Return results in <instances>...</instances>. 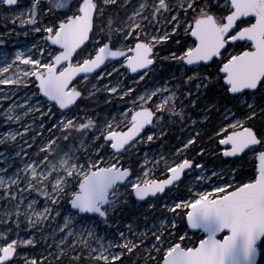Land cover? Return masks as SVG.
<instances>
[{
	"label": "snow or ice",
	"instance_id": "obj_1",
	"mask_svg": "<svg viewBox=\"0 0 264 264\" xmlns=\"http://www.w3.org/2000/svg\"><path fill=\"white\" fill-rule=\"evenodd\" d=\"M16 3L17 0H0V5L9 7ZM114 3L115 0H48L44 5L41 0H33L27 9L28 16L20 14V23L45 33L44 45L32 46L40 55L37 57L29 49H17L14 55L2 54L0 85H16L10 89L14 95L24 85L28 113L55 115L54 127L65 130L61 132L65 139L73 130L93 129L100 133L93 139L103 142L93 145L83 155L65 151L58 160H53L49 153L55 149L49 138L41 147L42 157L33 158L25 153L28 159L21 160L22 167L11 172L0 168V200L6 199L12 205L11 209L0 211V224L7 225L0 229V264H19L20 246L36 243L31 234H26L28 238L20 235L24 222L30 228H38L49 219H56L51 216L53 211L57 217L66 212L63 225L59 226L65 232L60 242L78 236L87 245L85 235L96 237V225L111 220L110 211L119 203L121 188H131L132 194L144 201L164 192L165 186L177 181L185 170L201 167L183 157L166 165L170 176L150 179L152 172L147 167V159L141 168L143 177L137 175L134 166H125V153L142 138L140 134L145 126L161 121L165 111L176 113L177 100L184 99L176 91L181 87L178 82L175 85L166 82L143 94L133 93L131 88L117 93L119 84L108 87L107 91L119 95L133 93L132 109L124 113L127 124L106 120L101 130L91 117L79 115L78 98L82 97V91L77 81L81 75L85 81L90 77L111 76L112 72L106 71L111 63L112 71L117 66H126L125 72L130 71L143 80L155 67L159 49H168L165 42H170L175 50H168L165 58L177 61L186 69L189 87L193 82L198 92L201 88L214 87L221 97L238 103L242 97H255L257 93L264 100V0H177L176 5L172 0H141L127 17L130 23L117 29L121 36L115 40L111 18L107 26L104 23L108 6ZM42 13L51 17L44 20V27L38 26ZM161 17L169 28L161 30L154 26L153 21L159 24ZM145 20L148 24L143 23ZM149 25H152L151 31H148ZM181 30L185 34L183 42L171 35L179 36ZM188 72L192 75H187ZM188 97L191 103H196L191 100L190 91ZM243 103L249 111L239 115L232 108L223 107L224 119L218 125L216 136L219 141L216 150L241 163L231 169L230 178L213 171L215 180L210 191H198L188 200L173 201L169 207L173 216L162 220L152 233L156 242L153 244L155 257L150 254L149 262L256 264L257 256L264 249V123L259 126L252 123L258 115L255 100ZM15 107L10 104L3 114L5 123L20 119L13 111ZM184 115L181 108L182 120ZM260 115L264 116V108ZM19 134L9 130L0 135V143L5 138L14 140ZM153 138L154 133L149 129L147 139ZM195 139L190 138L188 144H193ZM85 144L82 140L81 145ZM40 197L44 198L42 204ZM182 218H186L191 229L205 234L198 243L187 241V233L179 235L176 224ZM168 225L175 231H168ZM138 235L145 237L147 232L134 231V225L129 224L127 234L120 231L118 239L108 241L107 247L101 243L99 248L90 249L89 254L94 252L96 259L105 264L111 261L123 264L124 249L132 252L138 244H143V239H136ZM60 251L63 254L64 249ZM39 259L24 252V264H38Z\"/></svg>",
	"mask_w": 264,
	"mask_h": 264
},
{
	"label": "rangeland",
	"instance_id": "obj_2",
	"mask_svg": "<svg viewBox=\"0 0 264 264\" xmlns=\"http://www.w3.org/2000/svg\"><path fill=\"white\" fill-rule=\"evenodd\" d=\"M32 2L33 0H17V3L11 8L0 5V16L4 17L5 21L2 25H0V40L4 41L3 44H0V62L3 61V53L14 55L17 49L21 51L29 49L37 57L40 55L39 52L32 46H43L44 40L42 39V36H44L45 33L33 31L29 25L20 23V14L23 13V16L26 18L28 16L27 9L30 7ZM41 2L44 5L48 4V0H41ZM118 2L120 3V6L123 7L124 12L122 13L121 21L114 27L113 31L115 33L114 36L120 37L121 33L117 31V29L130 23L127 17L131 15V12L136 7H138L141 0H115L116 4ZM172 2L176 5L177 0H172ZM45 19H51V17L47 13H42L40 19L38 20V26L44 27ZM164 19V17H161V22L159 24H156L155 21H153L154 26L161 30L169 28L170 25L165 24ZM168 19L170 20L171 17H168ZM133 20H135V17H133ZM143 23L148 24V21L145 20ZM186 26L187 25H185V27ZM151 30L152 25H149L148 31ZM183 34V30L180 31L179 36H176L175 33H171V35L177 40ZM165 43L169 44V46L173 45L170 42ZM161 50L163 51V55L159 56L155 67L152 68L143 80L139 79L137 76L134 78L130 77L128 72H125L124 68L121 66H117V70L112 71V64L109 63V67L106 71L112 72L111 76L105 75L99 79L90 77L88 81L81 79L77 84L78 88L83 92V98H91L93 101L91 103L99 102L102 105L111 103L114 105L112 117L103 118L100 121L101 126L98 129L101 130L103 129L104 122L106 120L111 121L115 119L121 124H127V121L124 120V113L132 109L131 101L133 99V93L143 94L144 91L151 90L155 87H161L166 82L173 85L178 82L181 85V87L176 89V91L179 94H182L184 99L183 101L177 100L176 113L173 114L165 111L163 113L164 118L156 124H153L150 128V132L154 133V138L152 140L147 139V130L142 137V140L138 142L142 143L141 148H146V150L138 152L140 147L137 143L125 153L126 163L125 161H122V163H125V166H134L137 175L143 177L144 173L141 171V168L145 167L144 161L147 159L149 161L147 167L152 172V175L148 177L150 179L153 178L156 172V165L159 166L163 163L169 164L173 161L172 159L178 158V156V159H181L187 154V151L192 147V144H188V140L199 134L197 130L199 123H204V117L202 114L198 116V119L196 116H191V119L188 121L185 115L183 120L180 118L179 112L181 108L184 112L189 99V82L187 81V76L185 75L186 69L181 67L177 61L172 60L171 58H165L168 55L164 52L166 49L160 48V51ZM21 66L23 67V65ZM162 69H166L164 77L162 79H155L158 75L155 70L159 71ZM187 75H192V73L188 72ZM178 79L182 80L178 81ZM116 84H119L117 93L126 91L128 88L133 89V93L119 95L117 93L107 91L108 87ZM93 85H95V87H93ZM24 87V85H21V90L14 95L10 89L16 88V85H0V97H8L7 99L0 98V135L9 130L20 133L19 135H16L14 140L11 138H5L4 142L0 143V168H4L8 172H11L17 167H22L21 160L28 159V156L24 155L25 153L33 158L37 155L42 157L44 152L41 150V147L49 140V138L52 139V146L55 149L53 152L49 153V156L53 160H58L65 151H72L78 156L83 155V153L91 149L93 145L101 143L100 140L93 139V137H98L100 135L98 131L93 129H89L87 132H84L83 130H73L68 135V138L65 139L61 135V132H64L65 130L63 128L54 127V124L57 122V117L55 115H50L47 112H45V115L43 116H41L39 112L28 113L27 106L24 104L25 94L22 90ZM190 87L192 88V95H198L201 97V90L203 88H201L198 92L194 82L191 83ZM244 100H247L248 103H252L253 100H255V97H242L241 101L239 103L237 102L239 107H242L241 111L248 109V107L243 103ZM10 104L16 105L13 111L20 116V119H13L10 122L5 123L6 117L3 114L8 110ZM149 104H151V102H149ZM119 107L120 115L118 110ZM153 107L159 113L160 110L156 108L155 105H153ZM262 108H264V106H262ZM260 110L261 109L256 108L257 113H260ZM196 113H201V111L197 110ZM79 115L81 117H85L80 113ZM96 118L97 113L92 117V119L95 120ZM223 119L224 117L222 113H220L219 119H217V124L219 125ZM193 121H195V123H193ZM218 125L215 135L218 134ZM168 134L175 135L176 140L182 143L179 147V153L176 152L177 157L175 155H164L163 147L158 148L157 154H154L152 150H148V143H153V141L157 139L159 140L164 138L167 141ZM180 134L182 135L180 136ZM82 140L86 142L83 146L81 145ZM186 144L188 146L186 148L183 147V145ZM18 153L20 154L19 156L17 155ZM139 153L141 154L140 164H132V160L129 158L132 157L133 161L136 159L138 160V155H140ZM229 169V166L221 168L219 166L211 165L205 166V168L201 171L193 170L188 173L184 181V185L187 187L188 191L187 194H177L170 190L161 197L147 200L146 202L139 204L134 201L131 203V188H128L127 190L121 188L118 195L119 203L110 211L111 220L107 224L99 223L96 225V237H88L85 235L84 239L86 240L87 245L85 243H81L80 237L78 236L65 239L64 243L60 242V237L64 236L65 232L60 230L59 226L63 225V217L67 214L66 212H62V214L57 217L56 212L53 211L51 216L56 217V219H49L48 221L42 223L38 228H30L27 222H24L20 229V235L23 238H28L26 234H31L35 238L36 243L33 245L20 246L22 249L21 255L17 257L19 264H24V252L40 258L38 264H55V262H59L58 264H105L104 261H98L96 259L94 252L90 256V249L99 248L101 243L107 247L108 241L119 238L120 231H124L127 234L129 224L134 225V231L138 229L139 232H147V235L145 237H141L139 235L136 237L137 240L143 239V244H138L137 249H133L132 252H128L127 249H124V255L121 257L123 264H154V260L152 262L148 261L150 254L155 257L153 244L156 242L153 239L152 233L156 231V228L160 227L162 220L166 221L169 217L173 216V213L169 211V207L173 201L179 202L181 199L188 200L198 191H210V185L212 181L215 180V177L212 176V172L215 171L221 177L230 178L231 171ZM198 177L206 178L198 179ZM32 195L35 196L36 193H33ZM211 195L214 196L216 193H211ZM43 200L44 198L40 197L41 204L43 203ZM11 207L12 205L8 200H0V211H3L4 209H11ZM6 226V223L0 224V229H3ZM13 227H15V225H13ZM176 229L179 230V235L187 233L186 240L189 241V234L191 233H189L186 228L181 227V221L177 222ZM167 230L175 231V229H173L170 225L167 226ZM164 234L167 235L166 232ZM199 235L203 238L202 234L198 233L197 236ZM73 240H75L76 243H73ZM61 248L64 249L63 254L60 251ZM109 250L113 251L115 249ZM110 264H116V262L111 261ZM256 264H264V249L261 250Z\"/></svg>",
	"mask_w": 264,
	"mask_h": 264
},
{
	"label": "trees",
	"instance_id": "obj_3",
	"mask_svg": "<svg viewBox=\"0 0 264 264\" xmlns=\"http://www.w3.org/2000/svg\"><path fill=\"white\" fill-rule=\"evenodd\" d=\"M213 2H215V0H213ZM6 7V6H5ZM0 11H1V6H0ZM124 12L123 7L120 6V3L118 2L117 4L114 3L113 5H109L108 6V10L106 12V17L104 20L105 25L107 26L108 24V18L110 17L112 20V30L114 29V27L121 21V16L122 13ZM4 17L0 16V25H2L4 23ZM107 31V28L105 29ZM114 31H113V36L112 39L117 38L118 36H114ZM185 36V34L181 35L179 37L178 40L182 41V38ZM183 42V41H182ZM168 50H175V46L168 44V49H166L165 54H168ZM160 51V49H159ZM163 55V51L161 50L159 52V56ZM166 65V64H164ZM163 65V67H164ZM166 68V66H165ZM157 72V76L155 79L157 78H163L166 69H162V70H155ZM154 74V73H153ZM79 83V81L77 82V84ZM189 91L192 93V88L189 87ZM201 97H199L198 95H192L191 100H195L196 103L193 104L190 102V100L188 99L187 101V105L184 109V114L186 116L187 121L191 119V116L193 117H197V119L199 118L198 116H200V114H203L204 116H207V119L204 123H199V126L197 128L199 134H197L195 136V140L193 142L192 147L193 148H197L199 145L203 146L204 148V152L199 155L196 156L195 155V150H192L191 152H188V157L190 156H195V161L199 162L203 161L205 162L206 166H219L221 168H223L224 166H229L230 167V171L233 167H236L239 165L240 161L235 160L233 161V163L229 164V163H225L222 161V159H220L217 155H216V143L215 140L217 138L214 137L215 132H213V129L217 130V125L215 124V121L217 120V115L223 111V107L227 106L233 109L234 112H236L237 114H240L241 112H248L249 109H246L245 111H241L242 107H239V105L237 104L236 101H232V100H228L226 98L221 97L218 94V90H216L214 87H209V88H203L201 90ZM93 102L92 99L90 98H83V92H82V97L79 99V103H80V107L78 109L79 113L81 115L87 116V117H93L96 113H97V120L96 121V127L100 128L101 124L100 121L104 118H110L112 117L113 114V110H114V105L109 103V104H101L99 102L96 103H91ZM255 102L258 105V109H261L262 106H264V100L261 99V93H257L255 95ZM237 109L239 111H237ZM197 110H200L201 113H196ZM252 123L256 124L257 126H259L261 123H264V116L260 115V113H258L257 117H255L252 121ZM173 135L168 134L167 137H172ZM100 142L102 143L103 140L100 139ZM208 148V150H206ZM216 158V159H214ZM130 160H132V164H136L135 161H133V158H129ZM238 164V165H237ZM172 191H174L177 194H187V187L185 185H179L176 188H173ZM131 203H133V200L130 198ZM185 218H182L181 220V227L182 228H186L185 226V222H184ZM190 235V239L189 241L194 242V243H198L199 239L201 238V235L197 236V234H189ZM53 260V259H52ZM64 262V261H63ZM71 262V261H70ZM73 262V261H72ZM59 262H55V264H58Z\"/></svg>",
	"mask_w": 264,
	"mask_h": 264
},
{
	"label": "flooded vegetation",
	"instance_id": "obj_4",
	"mask_svg": "<svg viewBox=\"0 0 264 264\" xmlns=\"http://www.w3.org/2000/svg\"><path fill=\"white\" fill-rule=\"evenodd\" d=\"M152 70V69H151ZM130 76V75H129ZM130 77H136V75L135 76H130ZM160 79H162V78H160ZM182 79H178V81H181ZM80 81V80H79ZM78 82V81H77ZM160 82H162V81H160ZM119 105H120V102H119ZM119 115H120V107H119ZM223 112V111H222ZM222 112H220V113H222ZM219 113V114H220ZM219 114L217 115V119H219ZM203 115V114H202ZM203 117H205L204 115H203ZM206 121V119H204V122ZM217 121L218 120H216L215 121V124L216 125H218L217 124ZM202 124V123H201ZM152 127V125H150L149 127H147L146 129H145V131L144 132H142V135H141V137H143L144 136V134L147 132V130H149L150 128ZM170 128H173V127H170ZM123 130H127V128H124ZM172 135V134H171ZM182 134H180V136H181ZM216 136L217 135H215L214 134V137L216 138ZM142 140V138L141 139H138L137 141H136V144L138 143V142H140ZM215 143H216V146L218 145V143H219V141H218V139H216L215 140ZM145 144V143H144ZM163 145V146H162ZM182 145V143L180 142V141H177L176 140V138H175V135H173L172 137H168L167 138V141L165 140V138L164 139H157V140H155V141H153V143L152 142H150V143H148V150H152L153 151V153L154 154H157L158 153V148L159 147H163L164 148V150H163V153H164V155H166V156H173V155H177V149H179V147ZM193 145V144H192ZM138 146L140 147L139 149H138V152L139 151H141V150H146V148L145 149H142L141 147H142V143H138ZM201 148H203V146H198L197 148H193V147H191V149L190 150H188L187 151V154L184 156V157H187V158H189V159H192L193 161H194V163L195 164H199L201 167H200V169H198V168H196V167H193L192 168V170L191 171H188V172H186V173H184L183 174V177H182V179L174 186V187H172L170 190H172L173 188H176V187H178L179 185H184V181H185V178L187 177V175H188V173L189 172H192L193 170H196V171H201V170H203L204 168H205V162H203V161H200V160H198L199 162H196L195 160V156H190V157H188V152H191L192 150H195V155L196 156H199V155H201L203 152H201L200 151V149ZM204 149V148H203ZM206 150H208V148L206 149ZM140 154V153H139ZM216 155L220 158V159H222V161L223 162H225V163H229V164H231V163H233V161H235L234 159H227V160H224L223 158H222V152L221 151H216ZM139 156V159L137 160H134L135 162H136V164L138 163V164H140V162H141V159H140V157H141V154L140 155H138ZM177 157V156H176ZM178 158H179V156H178ZM178 158H174V159H172L173 161H177V160H179ZM214 159H216V158H214ZM170 160V159H169ZM172 161V162H173ZM172 162H170L169 164H161V165H156V172H155V174H154V176H153V178L152 179H164V178H167L168 177V174H169V172L167 171V168H166V165H171V163ZM224 167H226V166H224ZM170 190H168V191H166L165 193H167V192H169ZM164 193V194H165ZM163 194V195H164ZM162 195V196H163ZM132 199V198H131Z\"/></svg>",
	"mask_w": 264,
	"mask_h": 264
},
{
	"label": "water",
	"instance_id": "obj_5",
	"mask_svg": "<svg viewBox=\"0 0 264 264\" xmlns=\"http://www.w3.org/2000/svg\"><path fill=\"white\" fill-rule=\"evenodd\" d=\"M6 7H8V8H11V7H13V6H11V7H9V6H7V5H5ZM126 66H123V68H125ZM189 67H191V66H189ZM101 70H103V67H102V69ZM128 75H130V76H135V74L134 73H131L130 71L128 72ZM81 79H83L82 78V75H81ZM81 98V97H80ZM80 98H78V100L80 99ZM150 125H148V126H145V129L147 128V127H149ZM126 131V130H125ZM140 135H142V133L140 134ZM138 140V139H137ZM238 155H243V154H238ZM222 158L224 159V160H227V159H234V158H232V157H225L224 155H223V152H222ZM198 169H200V167L198 168ZM186 172H188V170H185V172L184 173H186ZM183 173V174H184ZM183 174L179 177V179L177 180V181H174L173 182V184H171V185H166L165 186V191L164 192H160V193H158L157 194V197H161L166 191H168V190H170L172 187H174L181 179H182V177H183ZM171 175V172H169V174H168V176H170ZM157 197H151V198H148V197H146L145 198V200L144 201H141V200H139L138 198H136L135 196H134V194H132V190H131V198H132V200L135 202V203H142V202H145V201H147V200H152V199H155V198H157ZM184 222H185V226H186V229H187V231L189 232V233H199V234H202L203 236L205 235L201 230H198V229H191L188 225H187V223H186V218L184 219ZM259 256V255H258ZM258 256H257V259H258ZM256 262H257V260H256Z\"/></svg>",
	"mask_w": 264,
	"mask_h": 264
}]
</instances>
